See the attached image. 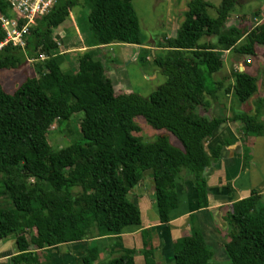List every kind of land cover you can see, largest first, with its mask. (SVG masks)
Here are the masks:
<instances>
[{
	"label": "trees",
	"instance_id": "16d2710c",
	"mask_svg": "<svg viewBox=\"0 0 264 264\" xmlns=\"http://www.w3.org/2000/svg\"><path fill=\"white\" fill-rule=\"evenodd\" d=\"M77 1L57 0L45 15L35 19L23 49L6 45L0 50V70L16 68L39 53L45 56L35 63V76L26 77L13 92L0 85V191L11 205L0 207V239L13 235L17 248L9 264H40L30 247L43 249L88 237L119 240L126 226L140 222L138 206L128 195L143 179L144 171L150 173L154 209L163 227L176 207V183L182 170L191 179L195 208L205 207L203 170L217 158L220 147L207 152L203 143L225 119L196 111L205 105L204 94L210 92L197 64L215 73L223 66L221 50L231 49L250 61L249 56L258 57L256 47L264 49V21L250 28L241 41L238 26L225 27L237 0H219L214 16L208 14L213 6L207 0H188L175 35L165 41V52L151 53L152 65L165 77L164 82L146 97L133 92L115 94L93 50L77 52L76 70L62 72L56 43L46 40ZM84 2L89 5V46L144 45L131 0ZM0 13L9 15L4 0H0ZM203 36L214 40L200 43ZM2 37L0 30V40ZM231 76V85L224 91L231 90L233 100L243 102L255 92L256 77L237 70L231 71ZM214 84L218 89L222 82ZM261 105L262 99L256 98L253 115L234 110L230 120L238 121L243 133L262 135L264 123L257 118ZM77 112L82 114V135L66 146L52 148L47 141L49 127L56 121L60 129ZM137 117L164 132L143 142L133 134L139 131ZM168 134L181 147L171 144ZM225 220L224 263L211 261L213 252L194 227L189 234L168 242L163 262L264 264V201L251 191L231 203ZM31 229L34 233L25 237L24 231ZM144 237L141 250L118 244L119 254L108 264H134L136 252L143 255V264H156L147 259L151 252ZM88 250L82 264H91L97 256L96 246Z\"/></svg>",
	"mask_w": 264,
	"mask_h": 264
},
{
	"label": "crops",
	"instance_id": "0c3cea01",
	"mask_svg": "<svg viewBox=\"0 0 264 264\" xmlns=\"http://www.w3.org/2000/svg\"><path fill=\"white\" fill-rule=\"evenodd\" d=\"M257 8H259V10L261 9L260 14L257 12L256 17L253 16L256 10H252L251 14L253 18L259 20L264 16V10L261 6ZM253 24L254 21L251 25L249 23L248 26H252ZM79 34V31L73 30V36H70L68 27L66 26H63L62 29L54 33V38H52V40L56 43L58 53L61 55L65 52L90 50L93 49V47L103 49L105 47L118 46V44H121V46L125 45L122 43H110L104 46H89V38L82 39ZM74 38H76L80 45L75 44ZM130 46L135 45L130 44ZM257 49H260V52L264 50L260 47H256V50ZM221 54L223 63L225 62L224 66H227L231 71H244L256 77L255 92L245 101L239 102V104L235 102L237 106L233 110H239L248 115H253V102L256 98H261L262 105L259 108V115L257 118L264 123V56L257 51L258 60L256 59L252 64H244L243 60L245 58L237 56L231 49L221 50ZM225 56L227 57L224 61ZM65 64H68V68L64 67ZM59 67L74 72L77 68V62L73 63L70 62L69 59H63L59 56ZM231 71L230 77L232 81ZM228 78L226 76H219L217 81L223 83L225 79ZM231 81L229 79V83H231ZM220 88L221 90L216 91V94L222 95L219 92L228 93L224 91L225 88L223 84H221ZM229 92L230 96L231 90ZM204 101L206 110L204 114L201 115L206 117L219 116L225 119L223 126L206 138L203 143L204 149L207 152L216 145L220 147L217 158L211 161L203 170L207 187V205L203 208H195V197L190 187L191 179L181 172V180L176 183L177 204L176 207L172 209L165 227H163L158 222L157 213L154 209L152 180L148 176L147 179L139 181L135 185V188L132 189L137 193L136 199L138 201L137 204L140 215L139 224L135 226H126L121 233H119V240H115L112 236L93 238V240H100L101 243L106 240H114V246L110 247V250H107L108 254H119L120 250L118 244H121L124 248L141 250L143 248L142 239L143 236H145L146 248L151 252L147 259L156 264H161L163 262L162 259L167 255L164 253L168 247V242H172L179 237L189 234L190 227H194L201 231L207 247L211 250L213 248L212 251L216 249L217 252L220 251L222 253L221 245L228 229V225H226L225 229L224 218H226V213L229 212L231 203L248 196L251 191L258 196L259 201H264V134L257 135L253 132L243 133L240 123L230 120L233 110L222 116L217 114L218 112H212L210 109H213V107H210L207 100ZM230 102L234 104V102ZM143 229H148L150 232L142 235L141 231ZM86 241L87 239H82L77 242L62 243L57 246H52L54 249L64 246L65 250L59 253L56 252L57 254L53 255L52 259H49L50 264H52L54 258L59 259L58 264H72L74 260L78 259L81 261L80 259L82 257L89 254L88 249L92 248V246H88L89 244H87ZM68 247L69 250L66 249ZM81 248H83L82 253ZM30 249L36 251L38 261L42 264L47 258L41 260L44 257H40V255L50 248L35 249L30 247ZM102 251H104V249L99 250V248H97V256L91 264L109 263L111 258L107 257V260H105ZM15 253H17V248L13 235L0 239V264H9V258ZM133 262L134 264H143V255L140 252H136V254L133 255Z\"/></svg>",
	"mask_w": 264,
	"mask_h": 264
},
{
	"label": "rangeland",
	"instance_id": "374dc122",
	"mask_svg": "<svg viewBox=\"0 0 264 264\" xmlns=\"http://www.w3.org/2000/svg\"><path fill=\"white\" fill-rule=\"evenodd\" d=\"M188 0H131V4L133 6L135 15L138 21V29L139 34L143 40L144 45H135L130 46V44L122 45L118 44V46H110L105 47L103 49H98L93 47L94 53L93 56L98 59L104 69L105 75L111 80L114 93L119 92H133L140 96L146 97L151 91H153L157 86L162 84L165 80V77L160 73V71L152 65L151 62V53H164V44L167 38L173 37L178 29L183 16L182 13L186 9V2ZM213 7L208 9V14L210 16H214V7H216L219 3V0H207ZM261 6L264 10V0H242L238 1V3L233 6L232 10L229 12L227 21L225 22V27L228 26H238V30L240 33V38L238 41H241L245 33L250 29L249 23H253L252 10H256L258 14H260L261 9L257 8ZM89 12V5L84 2V0H78L76 5L72 7L68 17L65 21L59 25L58 27L53 29V32L56 33L63 26L68 27V31L70 36H73V30L79 31L82 39L88 38V30H87V14ZM256 17V16H255ZM261 17V15H260ZM256 19V18H255ZM257 21V20H256ZM264 21V16L260 18V22ZM257 25V23H255ZM52 32L51 36H48L46 40H51L54 38V33ZM210 39L214 40L213 37L203 36L200 39V43L204 40ZM53 41V40H52ZM74 42L76 45H80L76 38H74ZM86 44V43H85ZM263 48V47H260ZM62 49V47H61ZM76 50V49H74ZM82 50V49H80ZM152 50V51H150ZM60 51V49H59ZM257 51L263 55V51L260 52V49ZM81 52V51H77ZM77 52H65L61 54V58L69 59L70 62L75 63L77 58ZM44 56V54L42 55ZM45 57V56H44ZM227 56L224 57V61ZM245 56H242V58ZM250 57V63L252 64L257 59L256 57ZM41 53H39L34 59H25V61L19 64L16 68H3L0 70V85L2 89L8 93L13 92L16 87L26 78L35 76L34 66L35 63L42 61ZM245 60V59H244ZM243 60V62H245ZM258 60V59H257ZM225 63V62H224ZM221 67V69L215 73H208L205 66L202 63H198V72L203 78L204 84L210 91L208 94H204V100H207L212 112H218L219 115L228 114L231 112L237 104H235V100L232 99L231 95L229 96L223 92H219L222 95L216 94V91H220L221 88H215V82L219 76L230 77L231 69H228L227 66ZM228 63V62H226ZM65 68H68V64L64 65ZM233 67V66H232ZM62 72H70L67 69L61 68ZM229 79L231 81V77L225 79L222 83L224 88L230 87L231 83H229ZM225 94V95H223ZM230 101L234 102L231 103ZM250 101V100H249ZM204 106H198L196 111L198 114H204L205 111ZM234 111V110H233ZM82 114L80 112L73 113L70 115L69 119L65 123V126L60 129L57 128V122H53L49 127L47 133V141L52 148H59L66 146L73 141L77 140V138L82 135L81 125ZM136 123L139 127V131L133 133L134 135H138L142 138L143 142H149L154 139V137L160 133H163V130H156L150 127L148 124L144 122L141 117L136 118ZM259 135V134H257ZM169 142L173 145L181 147L179 142L170 134H168ZM78 161H83L82 159H78ZM184 173V171H181ZM149 171L143 172V179H147L149 176ZM31 181V179H29ZM0 186H1V173H0ZM135 186L132 188L134 189ZM137 193L134 190L129 192L128 198H131L138 203ZM138 206V204H137ZM0 207L11 208L10 202L6 199L3 193L0 191ZM172 212V211H171ZM170 212V213H171ZM226 220L224 218V226L226 229ZM93 229V228H92ZM150 232V230H147ZM34 233V230L24 231L25 237H30ZM88 246H96L99 250L104 249L102 251L103 258L107 260V257L116 256L118 254H108L107 250H110V247L114 246V240H106L101 243L100 240L87 238ZM102 246V247H100ZM50 249L40 255V257H44L41 260L42 264H50V258H53V255L65 250L64 246H60L56 249L54 247H49ZM212 248V247H211ZM69 250V247L66 248ZM81 253L83 252V248H81ZM213 250V248H212ZM85 251V250H84ZM219 251V249H218ZM57 252V253H56ZM211 261L224 263V258L222 253L217 252L215 249L212 251ZM47 253V254H46ZM38 257V256H37ZM81 260V259H80ZM49 261V262H48ZM59 259L54 258L52 264H58ZM102 261V260H101ZM164 261V258L162 259ZM164 263V262H163ZM8 264V263H2ZM72 264H82L81 261L74 260ZM98 264V263H97ZM165 264V263H164Z\"/></svg>",
	"mask_w": 264,
	"mask_h": 264
},
{
	"label": "built area",
	"instance_id": "2783aa9c",
	"mask_svg": "<svg viewBox=\"0 0 264 264\" xmlns=\"http://www.w3.org/2000/svg\"><path fill=\"white\" fill-rule=\"evenodd\" d=\"M4 1L7 3L9 15L0 13V30L3 32V37L0 40V50L6 45L23 49L26 45L29 30L35 24V19L45 15L57 0ZM256 20L253 18L254 24L249 26V28L254 27L255 23L258 24L260 22V19ZM42 55L41 53V57L45 58ZM244 61V64L250 62L246 58Z\"/></svg>",
	"mask_w": 264,
	"mask_h": 264
}]
</instances>
